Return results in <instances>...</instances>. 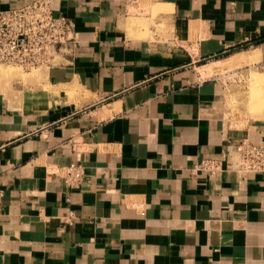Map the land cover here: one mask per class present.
I'll return each instance as SVG.
<instances>
[{"label": "crops", "instance_id": "1", "mask_svg": "<svg viewBox=\"0 0 264 264\" xmlns=\"http://www.w3.org/2000/svg\"><path fill=\"white\" fill-rule=\"evenodd\" d=\"M51 1L78 42L46 80L91 100L50 103L0 74V264H264V171L240 172L231 149L264 144V117L232 127L224 87L182 45L205 57L261 40L264 65V0H154L167 43L128 35L135 0ZM203 158L224 169L192 170ZM72 163L77 184L58 171Z\"/></svg>", "mask_w": 264, "mask_h": 264}, {"label": "rangeland", "instance_id": "2", "mask_svg": "<svg viewBox=\"0 0 264 264\" xmlns=\"http://www.w3.org/2000/svg\"><path fill=\"white\" fill-rule=\"evenodd\" d=\"M130 12L134 13L128 15L131 17L130 19H133L132 25L130 24L127 27V32L130 37L148 39L152 42L158 40L165 43L174 38L169 11L167 9L162 10L159 3H155L154 0H135ZM196 28L191 27V29ZM206 35L200 31L194 37L199 38L205 37ZM191 41H193V44L182 42L183 49L186 54L191 52L194 56L195 62L193 68L201 76V79H215L220 81L224 87L226 116L230 119L232 127L241 128L246 126L250 119L264 117V65L262 64L263 54L260 50L261 44L236 49L224 55L203 61L204 58L209 56L200 57L199 50L197 51L196 48L195 38H191ZM76 45L61 57L58 64L51 67L24 70L17 66L0 64V69H13L15 71V73L8 77L2 76L7 78V83L10 86L17 80L22 81L20 85L23 86H42L46 95L49 97L50 103H53L54 100H71L74 98H77L78 101L91 100L90 95L80 90L81 88L78 85L73 84L68 87H55L46 80L50 69L68 65L67 60L74 53ZM237 46L240 45L234 47ZM239 54L247 55L252 59L250 61L246 60L243 63H237L231 60ZM60 88L67 90L66 92L61 91ZM105 106L107 108L105 111H102L104 115H110L112 111L118 109V107L110 108V105Z\"/></svg>", "mask_w": 264, "mask_h": 264}, {"label": "built area", "instance_id": "3", "mask_svg": "<svg viewBox=\"0 0 264 264\" xmlns=\"http://www.w3.org/2000/svg\"><path fill=\"white\" fill-rule=\"evenodd\" d=\"M78 41L75 22L56 12L51 0H34L22 6L0 10V64L24 70L51 67L59 63ZM233 166L240 172L264 171V144L244 138L231 143ZM224 169L219 158H203L192 164L196 172L212 175ZM67 183L84 178L81 164L58 168Z\"/></svg>", "mask_w": 264, "mask_h": 264}, {"label": "water", "instance_id": "4", "mask_svg": "<svg viewBox=\"0 0 264 264\" xmlns=\"http://www.w3.org/2000/svg\"><path fill=\"white\" fill-rule=\"evenodd\" d=\"M259 42H261V40H256V41L249 42V43H246V44H242V45H240V46H237V47H234V48H231V49H228V50H224V51H222V52H219V53H217V54H214V55H211V56H209V57L204 58L203 61L208 60V59H211V58H215V57H217V56L224 55V54H226V53H228V52H231V51H233V50H236V49L245 48V47H248V46H250V45L258 44ZM198 62H199V61H198ZM94 106H95V105H92V106H90L88 109L93 108Z\"/></svg>", "mask_w": 264, "mask_h": 264}, {"label": "bare ground", "instance_id": "5", "mask_svg": "<svg viewBox=\"0 0 264 264\" xmlns=\"http://www.w3.org/2000/svg\"><path fill=\"white\" fill-rule=\"evenodd\" d=\"M231 60H234L237 63H243L248 59L246 58V56H244V54H242V55L239 54V55H237V57H233ZM13 73H15V71H13V69H0V74L3 76H6V77L10 76Z\"/></svg>", "mask_w": 264, "mask_h": 264}]
</instances>
